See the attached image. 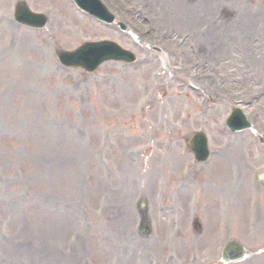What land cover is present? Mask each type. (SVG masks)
Returning <instances> with one entry per match:
<instances>
[{"label":"rangeland","instance_id":"374dc122","mask_svg":"<svg viewBox=\"0 0 264 264\" xmlns=\"http://www.w3.org/2000/svg\"><path fill=\"white\" fill-rule=\"evenodd\" d=\"M15 1L18 0H0V19L4 20V17L12 15L11 10ZM29 1L36 11L46 10L55 17L57 26L49 30V33L56 44L65 43L62 41L65 40L63 36L112 38L109 33H95L85 25L79 24L73 18L71 9L62 4L60 0H58V4H54L55 7L49 6L45 0ZM107 1L110 8L119 7L125 17L137 14V12L128 13L129 9L127 8L131 0L128 2L125 0L126 3L123 0ZM146 1L136 0L133 5L141 8V11L146 9L149 12L150 10L155 18L159 17L161 11L155 7L160 0H153L154 7L151 4H145ZM168 3L170 4V1ZM238 3L241 5L240 2ZM163 5L164 3H161V6ZM165 8V13L169 16L167 12L170 8L167 6ZM253 8L257 9L255 6ZM174 12L175 10L169 11L170 14ZM57 19L60 20L59 33ZM129 19L132 20L130 17ZM213 19L208 21L209 18L204 17L200 22L199 18L198 25L191 24L188 27L179 25L174 27L175 30L174 28L170 29L171 37L176 36L173 42L176 40L177 45L168 43L171 37L166 45H162L164 50H168L169 60L178 67L191 59L189 47H202V42L207 41L205 49L210 54L221 49L215 52V58L209 69H204L201 66L202 61L195 62L194 65L191 64L186 70L183 66L178 68L192 76L202 75L203 71L211 75L210 79L213 84V86L210 84L213 88L211 98L214 110L210 118L205 120L195 118V114L197 115L199 110L197 99L189 92L186 93L175 79L159 74L155 65L153 70L139 68L133 70L107 65L96 76L87 79L86 95L89 97L88 99H82L80 104L69 103L66 100L60 101L58 94L48 92L49 84L51 86L53 84L55 87L59 86L58 81L52 77L55 75L52 68V60H54L52 51L43 52V47L39 42L40 36L25 35L22 31L12 33L8 23L0 24V58L5 60V66L0 69V106L5 105L0 110V194L4 193L0 197V225L5 226L6 232V236L0 234V240L8 245L4 251L0 242V264H67V259L63 257L69 255L70 231L74 229V232H78L87 245L85 246L87 252L79 254L77 257L78 264L84 258H89L91 264H96V262L98 264L99 261L102 264H108L110 260L114 261L115 238L120 234L118 218L98 220L96 218L97 209L100 207L102 198L104 200V194H102L104 192L109 200V194L116 190L119 194L125 193L127 202L116 193L118 203L122 201L125 204H130L139 192V172L131 157V155L137 154L138 148L132 149L127 146L119 140V136L123 132H128L125 129H133L131 128L133 123H135L137 132L145 130L143 129L145 124L136 119L140 117L149 121L152 116L148 110L159 106V104H155L151 107L153 103L149 104V101L152 98L161 101L166 97L168 102L162 105L169 111V114H174V117L178 111L179 115L176 116V120L190 113L195 119L193 125L196 126L195 129L200 127L209 130L211 125L221 124L223 116L234 104L239 101H248L247 98L264 87V84H261V81H264V76H261L264 74V47H261L264 29L243 27L231 30L229 28L231 31L229 36H222L226 31L224 27L227 25L219 27L217 25L218 17L215 16ZM159 22L161 24V18ZM204 23L206 24L204 25ZM160 24L152 26L148 22L146 27H140V31H147V37H144L139 31L140 38L144 39V45H148V43L156 45L154 41L160 40L161 42L163 38L169 36L166 32L162 37L157 35V31L161 29ZM207 25L210 31L206 40L192 35V27L198 26L197 29L200 28L201 32H206ZM163 26L165 27V20ZM165 30L167 28L163 29V31ZM154 32L156 35L152 41L150 35ZM230 38L232 42L227 47H223L222 43L217 40L223 39L221 41H224ZM148 39L151 41H147ZM73 44L75 43H71V46ZM222 50L224 51L223 55ZM136 53L140 62L156 58L155 54H150L147 57L144 50L136 51ZM168 53L164 51L160 57L165 59ZM101 81L105 82L100 83ZM139 84L142 88L139 87ZM157 85L165 88L159 92L160 87ZM251 89L253 90L251 91ZM249 91L251 93L243 98V95ZM9 98H13V101L9 102ZM142 106H145L144 109L139 111ZM223 106V109L217 110ZM15 108L18 109V117L15 116ZM142 112L147 114L140 116L139 114ZM243 112L247 117L253 118L257 113H261V110L259 105L254 103L253 108L250 107L246 110L244 108ZM17 118L19 121H15L16 127H28L30 123L34 129L38 124L40 132L34 129L36 133L32 137L31 135L27 137L29 133H25L23 129L17 133L13 130L4 133L1 127H5L9 121L14 123ZM32 118L37 122L33 123ZM56 125L60 126V131L55 128ZM208 133L210 145H213L215 149L222 143V140L213 135L211 131ZM5 135H17L18 140L14 143ZM37 140H39V146L36 147ZM112 145L114 153H107ZM139 145L145 149V143ZM101 147L104 148L103 156L114 171L104 168L103 174L101 173L98 153ZM71 148L79 149L80 157L75 159L73 153L76 151ZM146 155L148 156L149 153ZM244 158L246 159L245 165L250 166V172L246 173L249 175L254 164L250 146L244 148ZM231 165L234 169L245 166L241 165V162L237 165L232 162ZM142 171L144 172V168ZM111 175L112 181L110 182ZM227 177H231V174L229 173ZM2 178H5V184H3ZM44 199L68 203L74 208H81L84 205L91 213V222L95 221V225L88 223L87 233L79 230L75 222H73L72 229L56 231L52 219L62 223H64V219L50 213L46 203L47 212L29 209L32 207L28 206L30 202ZM14 200L19 202L12 210L10 204ZM244 210H246L245 205L243 206ZM133 225L134 223H129V226H125V228L131 230ZM244 228L246 227L244 226ZM261 236H264V229L258 235H253L255 239L250 236L247 239L259 244L258 239ZM6 238H8L7 242ZM241 240L244 239L241 238ZM261 242H264V239ZM90 246L92 247L88 250ZM95 246L102 250H98ZM60 254H62V258L55 261ZM97 254L105 260L102 261L97 257Z\"/></svg>","mask_w":264,"mask_h":264},{"label":"bare ground","instance_id":"6f19581e","mask_svg":"<svg viewBox=\"0 0 264 264\" xmlns=\"http://www.w3.org/2000/svg\"><path fill=\"white\" fill-rule=\"evenodd\" d=\"M187 11H188V7H187L186 5L178 6V11L175 12L174 15H176V17H177V16H179V17H185L186 14H187ZM188 19H189V15H188ZM195 28H196V27H194V29H195ZM192 31H193V30H192ZM198 31H200V28H198ZM198 31L195 30V32H194V33L196 34V36H197L198 38H202V39L206 40V37L208 36L209 33L200 34V33H198ZM205 42H207V41H205ZM205 42H202L203 46H207V44H205ZM230 42H232V39H231V38H230ZM221 52H222V54L224 53L223 50H222ZM238 150H239V149H236V152H238ZM153 161H154L155 164H159V163L162 162V159H161L160 156H155L154 159H153ZM45 164H48V163H45ZM111 195L113 196L112 193H111ZM109 211H110V209L108 210V213H109ZM206 212H207V211H206ZM108 213H107V214H108ZM239 213H240V210H239V209H236V210H235V214H239ZM107 214H106V215H107ZM52 223L55 225V227H56V231H58V232H62L64 229L67 228V226H66L65 224H63L62 222H60V221H57V222L52 221ZM1 243H2V247H5L4 244H3V242H1ZM161 249H162L161 247H160V249L156 248V249H155V250H156V253L159 254L160 251H161ZM56 251H57V250H56ZM68 260H69V264H73V263H75L76 256H69V257H68ZM20 264H21V263H20Z\"/></svg>","mask_w":264,"mask_h":264}]
</instances>
